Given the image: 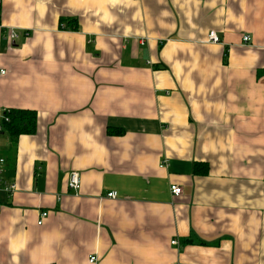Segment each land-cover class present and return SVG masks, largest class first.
I'll return each mask as SVG.
<instances>
[{
  "label": "crops",
  "instance_id": "0c3cea01",
  "mask_svg": "<svg viewBox=\"0 0 264 264\" xmlns=\"http://www.w3.org/2000/svg\"><path fill=\"white\" fill-rule=\"evenodd\" d=\"M0 25V122L37 112L0 134V264H264V0H1Z\"/></svg>",
  "mask_w": 264,
  "mask_h": 264
},
{
  "label": "trees",
  "instance_id": "16d2710c",
  "mask_svg": "<svg viewBox=\"0 0 264 264\" xmlns=\"http://www.w3.org/2000/svg\"><path fill=\"white\" fill-rule=\"evenodd\" d=\"M65 20V19H64ZM66 24L72 29H77L76 19L66 20ZM4 115V117H3ZM37 131V112L30 108H9L2 112L0 122V134H5L13 146L21 136H30ZM121 132V129L116 131ZM201 166L207 169V164L194 163V172H199Z\"/></svg>",
  "mask_w": 264,
  "mask_h": 264
},
{
  "label": "built area",
  "instance_id": "2783aa9c",
  "mask_svg": "<svg viewBox=\"0 0 264 264\" xmlns=\"http://www.w3.org/2000/svg\"><path fill=\"white\" fill-rule=\"evenodd\" d=\"M0 7H1V0H0ZM1 27V25H0ZM7 30V38L10 40H16L19 38V34L17 33V30L8 28ZM28 32H25V35H27ZM207 41L213 44H218L220 43V40L216 33L214 31H210L207 35ZM249 41V36L244 35L242 37V43L246 44ZM6 71L4 69H0V75H4ZM2 117V114H1ZM4 117V115H3ZM4 166V158L0 156V173L2 172ZM68 188L72 191L77 192L79 190L80 186V177L79 174L76 171H70L68 174ZM0 189H3L7 193H12L15 189V185L12 183H5L3 179L0 177ZM170 193L172 195H179L181 194V187L177 184H171L169 187ZM116 196V193L114 191L108 192L107 197L113 198ZM47 215L46 211H40L39 213V218L37 221V224H41L44 217ZM172 244H177L176 240L171 241ZM95 260L94 256H89V262H93Z\"/></svg>",
  "mask_w": 264,
  "mask_h": 264
}]
</instances>
